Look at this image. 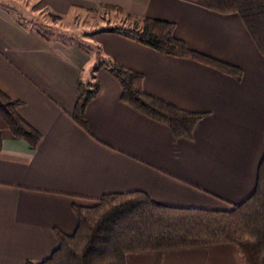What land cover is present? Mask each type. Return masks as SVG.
<instances>
[{"label":"crops","instance_id":"0c3cea01","mask_svg":"<svg viewBox=\"0 0 264 264\" xmlns=\"http://www.w3.org/2000/svg\"><path fill=\"white\" fill-rule=\"evenodd\" d=\"M22 1L0 0V89L21 101L19 114L41 139L31 147L0 130V264L45 257L56 244L55 229L73 231L72 203L92 204L104 192L140 189L164 204L223 208L252 190L264 149V58L237 12L213 10L206 0H35L34 12L44 8L65 24L42 22L58 31L42 36ZM108 4L171 21L173 35L189 48L234 64L241 74L97 31L129 23ZM100 58L140 71L146 92L204 112L192 137H174L165 124L123 102L112 73L93 68ZM78 79L97 82L84 109L87 130L69 115ZM124 259L245 264L232 244Z\"/></svg>","mask_w":264,"mask_h":264},{"label":"trees","instance_id":"16d2710c","mask_svg":"<svg viewBox=\"0 0 264 264\" xmlns=\"http://www.w3.org/2000/svg\"><path fill=\"white\" fill-rule=\"evenodd\" d=\"M206 2L216 11L237 12L264 58V0ZM105 7L123 14L129 23L110 24L97 31L118 33L164 54L190 57L234 77L241 74L238 66L189 48L173 35L171 21L138 17L116 5ZM99 65L116 78L123 102L165 124L174 137H192L194 126L204 112L179 108L146 92L138 70L103 58L93 68ZM96 91V81H76L69 115L85 130V105ZM20 103L0 89V130L6 128L35 147L41 136L19 114ZM94 199L88 205L72 203L76 217L73 231L64 233L55 229L53 249L43 258L25 259L24 264H125L127 253L218 244L234 245L245 264H264V149L252 190L242 200L223 208L164 204L140 189L104 192Z\"/></svg>","mask_w":264,"mask_h":264},{"label":"rangeland","instance_id":"374dc122","mask_svg":"<svg viewBox=\"0 0 264 264\" xmlns=\"http://www.w3.org/2000/svg\"><path fill=\"white\" fill-rule=\"evenodd\" d=\"M19 2H21V0H19ZM22 2H25L26 3V7L30 8V10H32L31 9L32 8L31 4L34 3L35 0H24ZM36 10H37V8H36ZM28 12L26 11V13H28L27 15L32 16L31 20L36 25V27H37V25L40 26L41 27L40 28L41 31H43L44 33H46L49 36H57L58 35V31H56L57 29H55V28H46V27L44 28L43 26H41L42 22L44 24H49L51 27H53L54 25L55 26H63V25H65V24H62V20L61 19L56 20L55 19V15L51 14L49 11H47L44 8H42V10L40 9V10H37L35 12H34V10H32V12L31 11H28ZM38 22H40L41 24L38 23ZM67 23L68 22L66 21V24ZM71 27H72V25L70 26V25L67 24V28H71ZM71 31L73 33L77 32L75 29H73ZM78 32H80V29L78 30Z\"/></svg>","mask_w":264,"mask_h":264}]
</instances>
